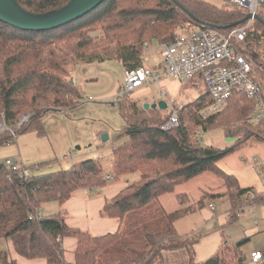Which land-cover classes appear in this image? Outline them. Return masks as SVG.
I'll return each instance as SVG.
<instances>
[{"label": "trees", "instance_id": "trees-1", "mask_svg": "<svg viewBox=\"0 0 264 264\" xmlns=\"http://www.w3.org/2000/svg\"><path fill=\"white\" fill-rule=\"evenodd\" d=\"M15 1L28 13L44 15L70 0ZM246 16V10L234 5L218 7L202 0H104L90 13L51 30L24 31L0 21V148L27 133L43 136L44 115L80 104L84 98L71 79L77 66L116 61L124 70L136 69L144 63L145 43L170 42L179 28L208 26L229 32L244 26ZM98 31L102 36L95 40L91 34ZM235 46L264 89V5ZM116 99L124 138L113 148L109 165L91 158L43 172L39 167L44 163L19 166L13 161L15 171L0 164V242L10 241L18 256L45 264H165L167 251L179 249L185 250L186 264H242V242L225 244L204 262L195 261V241L180 237L174 224L220 196L229 201L232 221L246 207L264 206V192L241 187L235 175L218 166L249 140L264 142V127L249 121L254 101L235 92L223 110L202 115L208 101L204 93L178 112V127L164 129L169 118L164 110L144 109L130 96ZM214 129L234 141L218 148L192 139ZM132 173L138 179L101 209L103 217L118 222L115 232L93 236L68 227L60 214L41 212L46 203L61 206L75 191L101 189ZM205 173L222 181L223 194L204 192L190 205L180 198L182 208L174 212L162 207L161 196ZM65 237L76 241L73 263L65 259ZM0 264L16 262L1 251Z\"/></svg>", "mask_w": 264, "mask_h": 264}, {"label": "rangeland", "instance_id": "rangeland-1", "mask_svg": "<svg viewBox=\"0 0 264 264\" xmlns=\"http://www.w3.org/2000/svg\"><path fill=\"white\" fill-rule=\"evenodd\" d=\"M202 1L218 7H226V0ZM182 27L185 28L186 25ZM181 31L182 30L179 28L176 32L179 33ZM91 36L95 38V40H98L102 36V33L100 31L94 32ZM151 49L157 50L158 45L152 44ZM154 57V54H152L145 64L151 65ZM157 66H159V64H157ZM98 67V79L92 81L83 78L82 74L84 72L79 68H74L71 73L72 82L84 99L82 104L71 110H67L64 115L68 119L66 121H74L76 124L69 125L66 130V128L57 121V118L61 121L63 119L57 113L49 112L44 116L46 120V122L44 121V129L53 142L55 140L57 144V139L64 141L66 137H74V135H76L78 137V143L71 145L70 151L65 153L68 157L67 159L62 160V156H60L57 162L49 164L42 170L43 172H58L59 170L67 169L72 165L74 157H77V160L81 161L87 160L83 159L87 158L83 156L86 154H90L91 157H95V159L98 157H107V161H111L112 155L110 156V154L112 146L117 144L120 140V129L125 125L118 109L112 106L117 100V93L123 80V70L121 64L116 61H108ZM92 70H95V68H92ZM160 79L162 80L158 83L152 82L150 84H144L133 91L131 95L136 98H139V95L142 96L139 93L145 92L146 90H148L150 94L148 97L139 99L138 103L140 106L151 104L149 102L152 100L157 101L163 99L166 101V97L161 95L160 88L162 87L166 91L168 99L174 100V106L180 104L184 106L194 102L206 92V85L202 78L196 77L186 82H179L175 78L169 76H163ZM166 79H168V83H164ZM89 98L91 101L87 100ZM145 98L148 99V103L143 102ZM167 106L168 107L164 111L170 115L172 112L171 105L168 104ZM23 118L21 121H23ZM98 127H101V129L107 128L106 131L109 132V134H107V132L104 133L108 135L107 142H102L101 137L104 134H99L100 130ZM93 134L96 140L92 139ZM228 139L231 138H226L221 129L208 131L203 133L200 137V141L203 145L215 146L218 148H225L228 146L230 144ZM257 143L259 142L253 139L248 142L242 150L240 161L244 165L243 168L238 167L237 159L234 158V156L227 158L226 162L218 163V166L226 173L235 175L241 187H253L256 192L261 193L264 192V168L258 166V164L249 162L251 158L258 159L259 161L262 160L260 159L262 156L259 153V147L255 145ZM59 154L60 153H58V156ZM244 159H246V161H244ZM206 176L207 178L205 179L204 177ZM210 178L214 179L212 183L207 181L210 180ZM137 179V173L128 174L118 181L109 183L106 187L109 188L113 185L126 182L131 183ZM215 181H217L218 184H214ZM201 184H205L203 190L213 188L215 192L224 191L221 180L210 174H205L201 178H196L195 181L189 182L178 190H174L173 193L163 197V206L166 209L168 208V197H174L176 191L186 192L190 198L197 199L202 192ZM210 204L215 206L214 211L210 210L205 203V207L177 222V229L179 233L182 234L181 236L195 241L193 245L195 261L204 262L225 244L237 245L242 242L240 246V252L243 257L242 264H253L250 258L251 253L255 251L264 253V206L256 208L246 207L243 212L244 217L232 221L230 218L231 216H229L230 204L226 197L220 196ZM50 206L51 205L47 204L45 208L48 209ZM65 238L74 240L73 237ZM1 246L5 249V245L2 244ZM164 262L165 264H186L185 250L167 251L164 255Z\"/></svg>", "mask_w": 264, "mask_h": 264}, {"label": "built area", "instance_id": "built-area-1", "mask_svg": "<svg viewBox=\"0 0 264 264\" xmlns=\"http://www.w3.org/2000/svg\"><path fill=\"white\" fill-rule=\"evenodd\" d=\"M226 3L246 10L251 19L244 26L229 32L208 26L185 28L172 41L157 44V50H152L151 45L145 43L143 61L147 62L154 54V60L161 64H159L161 72L143 65L136 69L124 70L116 98L130 96L135 89L149 82H158L162 76L175 78L179 82L197 77L204 80L208 99L202 115L223 110L232 94L240 92L255 103L249 121L254 126L264 127V89L250 64L235 46L247 36L258 9L264 5V0H226ZM160 91L172 110L164 129L176 128L179 124L178 112L183 105L174 106V100L168 99L164 88H160ZM87 100L91 101L90 98ZM24 119L20 125L26 120ZM2 128L3 126H0V131ZM202 134L203 131L195 133L192 139L200 141ZM3 163L12 170H17V165L12 160L6 159ZM253 163L264 168V161L254 159ZM23 174L27 175V172ZM208 207L212 211L215 210L213 204H209ZM250 258L253 264H262L264 253L255 251L251 253Z\"/></svg>", "mask_w": 264, "mask_h": 264}, {"label": "crops", "instance_id": "crops-1", "mask_svg": "<svg viewBox=\"0 0 264 264\" xmlns=\"http://www.w3.org/2000/svg\"><path fill=\"white\" fill-rule=\"evenodd\" d=\"M106 62H108V61H106ZM106 62L93 63V64H83V65L77 66L76 68H79L82 72H84L82 74L83 78H85L87 80L89 79L90 81H92V80L98 79L97 78L99 76V67L98 66H100ZM158 62L159 61H157V60H153V63L151 65H146L145 62L142 65L143 66H150L153 70L160 73L161 72V68H160L161 66L160 65L157 66V64H160V62L159 63ZM92 68H95V70H92ZM122 70L124 72L123 68H122ZM160 80H162V79H159V81ZM158 82H156V83H158ZM150 83H152V82H149L146 84H150ZM164 83H168V79H166L164 81ZM142 93H139L142 95V96L139 95V98L133 97L131 95V100H133L138 105H140L138 103L139 99L144 98V97H148V95H150L148 90H146L145 92L143 91ZM157 101L158 102L164 101L166 103V101L163 99H159ZM157 101L152 100L149 102L148 99H146V98L143 99V102H146V103L149 102L151 104L157 103ZM82 103H83V100H81L80 104H82ZM151 104H149V105H151ZM166 105H167V103H166ZM112 106L115 107V103ZM65 112L66 111L54 112V113H57L58 115L61 116V118H63L62 121L59 118H57V121H59L60 124L64 128H66V130H67L69 125H74L76 123L74 121H66L68 119L64 115ZM44 116L42 118V124H43V127L45 128L44 121L46 122V120L44 119ZM99 126H101V125H99ZM123 128L120 129L121 137H120V140L117 142V144L119 142L123 141V138H124ZM98 129L100 130L99 134H104L107 132L106 131L107 128L101 129V127H98ZM44 133L45 134L43 136H38L36 133H33V132L18 136L15 144L0 148V164L3 163L6 159L14 161L19 166L20 165L30 166V165H35L37 163H44L43 165H41L39 167V169H41V171H42L49 164L57 162L59 160L60 156H62V160L67 159L68 157H67V155H65V153H67V151H70L71 145H73L74 143H78V137L76 135H74V137H69V136L66 137L64 139V141H60L59 139H57L58 143L56 144L55 140L53 142L50 139L49 135L47 134V131H44ZM107 134H109V132H107ZM92 139L96 140L94 134L92 136ZM251 140H253V139H251ZM251 140H249L248 142H250ZM256 142H258V141H256ZM117 144H114L112 146L111 150H113V148ZM255 145H257V147H259V153L262 156L260 158V159H262L261 161H264V143L259 142ZM245 146L242 149H240L239 151L228 155L227 157L222 159L220 162H226L227 158L234 156V158L237 159L238 167L243 168L244 165L240 161V158L242 157V150L245 148ZM58 153H60L59 156H58ZM111 155H112V151H111L110 156ZM83 156L87 157V158H83V159H91V158L95 159V157H91L90 154H86ZM106 158L107 157H98L96 159L99 160L103 165H109L110 162L107 161ZM254 159H252V158L249 159V162L252 163ZM79 161H81V160H77V157H74L72 165L74 163L79 162ZM83 161H85V160H83ZM244 161H246V159H244ZM252 164H254V163H252ZM205 174H208V173H205ZM205 174H202L196 178H201ZM210 175H212V174H210ZM196 178H194V179H192L186 183H182V184L175 186L171 193H173L174 190H178L182 186L188 184L189 182L195 181ZM204 178L206 179L207 176ZM213 180L214 179L210 178V180H207V181L212 183ZM128 183L129 182L118 184V185H113L109 188L104 187V188L96 189V190H86V189L78 190V191H75L72 194V196L70 197V199L67 200L63 205L59 206L55 202L46 203V205L49 204L51 206L47 209V208H45L46 205H43L41 208V212L45 215L46 214H49V215L60 214L61 216H63L64 221L68 227L73 228L75 230H80L82 232H88L93 236H101V235H104L106 233H112V232L116 231V229L118 227V222L114 219H109L107 217H103L101 215V209L107 200H110L112 197H114ZM214 184H218V182L215 181ZM201 185H202V188H201L202 192L198 196L197 199L190 198L186 192H177L176 191L174 194V197H168L169 199L167 201V203H168L167 209L163 206V203H162L163 197H165L167 194L161 196L159 198V201H160L162 207L167 212H174V211L182 208V206L180 204V198L184 199L188 202V204H186V205H190V204L195 203L204 192L213 193V194H223L224 193V191L223 192H215L213 188H208V190H203L204 189L203 187H205V184H201ZM168 194H170V193H168ZM243 212H244V210L239 213L238 219L239 218L242 219L244 217ZM192 214L193 213H191V214H189V215H187L181 219H184V218H186ZM181 219H179V220H181ZM178 221L175 222L174 227L176 229L177 234L180 237H183V236H181L182 234H180L178 229H177V226H178L177 222ZM2 244L5 245V249L1 246ZM62 246L65 250L66 261L69 263H73L74 262V251H75V247H76L75 239L71 240V239L64 238L62 241ZM1 251L8 252L10 258L12 260H14L16 262V264H45L44 260H42V259L26 260V259L18 256L14 252L12 244L10 241L0 242V252Z\"/></svg>", "mask_w": 264, "mask_h": 264}, {"label": "water", "instance_id": "water-1", "mask_svg": "<svg viewBox=\"0 0 264 264\" xmlns=\"http://www.w3.org/2000/svg\"><path fill=\"white\" fill-rule=\"evenodd\" d=\"M104 0H70L64 7L50 12L48 14H32L23 10L15 0H0V21L14 28L24 31H45L66 25L88 13L99 6ZM251 19V15H247L244 22ZM236 26V25H235ZM167 107L164 101L154 104H144V109L165 110ZM27 118L26 116L24 117ZM0 126H2L0 124ZM102 142L108 140V135L101 137ZM234 141L233 138L228 139L229 143Z\"/></svg>", "mask_w": 264, "mask_h": 264}]
</instances>
